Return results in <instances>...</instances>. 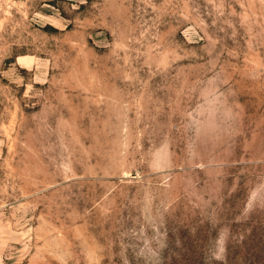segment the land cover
Returning <instances> with one entry per match:
<instances>
[{"label": "rangeland", "instance_id": "1", "mask_svg": "<svg viewBox=\"0 0 264 264\" xmlns=\"http://www.w3.org/2000/svg\"><path fill=\"white\" fill-rule=\"evenodd\" d=\"M0 264H264V0H0Z\"/></svg>", "mask_w": 264, "mask_h": 264}]
</instances>
